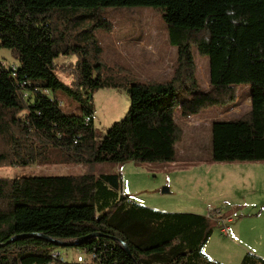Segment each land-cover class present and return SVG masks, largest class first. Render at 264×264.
<instances>
[{"label":"trees","instance_id":"trees-1","mask_svg":"<svg viewBox=\"0 0 264 264\" xmlns=\"http://www.w3.org/2000/svg\"><path fill=\"white\" fill-rule=\"evenodd\" d=\"M101 7L160 8L176 47L167 80L137 82L119 64L102 63L94 30L111 24L104 19L86 24ZM77 9L93 13L67 15ZM192 46L208 56L205 89ZM0 48L16 61L15 70L0 61V168L173 163L184 134L181 121L231 105L241 85L251 88L249 111L211 123L210 162H264V0H0ZM61 56L77 57L66 67L69 83L55 73ZM125 86L126 116L99 137L93 127L94 90ZM56 91L79 103L81 115L65 114ZM217 215L139 206L123 194L115 173L1 178L0 264L50 262L57 247L39 235L74 242L94 233L103 237L73 248L110 243L117 264H220L203 253ZM241 264L264 259L247 254Z\"/></svg>","mask_w":264,"mask_h":264},{"label":"rangeland","instance_id":"rangeland-1","mask_svg":"<svg viewBox=\"0 0 264 264\" xmlns=\"http://www.w3.org/2000/svg\"><path fill=\"white\" fill-rule=\"evenodd\" d=\"M89 9L70 10L67 15H89ZM96 15V12H94ZM97 18L86 20V24H94L104 19L111 24L109 29L97 27L94 35L98 45L102 48V63L107 67L120 65L129 70L135 81L154 79L167 80L173 70L176 60V47L169 41V29L162 19L160 8L154 7H101ZM132 38L129 41L127 38ZM127 39V43H124ZM126 50V51H125ZM192 57L196 63L197 78L202 88L207 87L209 78L208 56L198 55L195 46L191 47ZM75 56H61L57 65L61 66L56 75L65 83L70 82L66 74V67L76 63ZM0 61L6 67L15 65L10 50L0 48ZM62 68H65L64 71ZM251 88L241 85L237 89V98L234 103L225 107H211L203 110V116H193L181 121L186 129L191 128L192 133L176 145L178 160L207 159L211 154V123L217 121H230L239 119L249 111ZM61 110L68 115H81V105L61 91L55 92ZM239 100V101H238ZM130 102L128 87L99 88L92 95L93 127L99 137L116 122L121 121L129 110ZM264 168V162L254 163ZM174 163H136L129 162L115 165L111 162L99 165H31L29 167H3L0 168L1 178H16L29 176H77L86 173L120 174L122 192L131 201L139 206L163 213H188V211H211L220 213L229 203L235 205L254 204L264 206V169L258 173V185L255 192L250 190H232L229 186L209 185L208 179H194L196 172L179 175L181 172L171 173ZM164 188L167 193H162ZM199 196V199H197ZM203 206H202V205ZM204 207V208H203ZM234 209L242 210L241 207ZM202 212V213H203ZM211 237L203 248L211 255L221 257L224 251L221 244V224L211 221ZM74 249L57 247L62 254H68V260L74 256Z\"/></svg>","mask_w":264,"mask_h":264},{"label":"crops","instance_id":"crops-1","mask_svg":"<svg viewBox=\"0 0 264 264\" xmlns=\"http://www.w3.org/2000/svg\"><path fill=\"white\" fill-rule=\"evenodd\" d=\"M127 39L132 40L130 37ZM127 39H124V43H127ZM203 115L207 116L204 113L200 114V116ZM190 133H192V129H186L183 137ZM173 163L174 167L171 173L181 172L179 175H186L189 172H196L192 177L200 182L204 178V185H207L206 179H208L211 187L212 185L217 187L227 185L232 190L246 189L253 193L258 185V173L264 169L254 163H212L210 157L207 159L184 158L182 161L177 158ZM236 206L243 209L236 210L234 209ZM202 212L203 209L202 211H188L190 214L203 216L206 211ZM217 216L220 219L221 244L224 251L221 257L211 255L207 251L204 255L208 259L220 264H241L247 254L264 259V206L242 205L241 203L238 206L235 203H229Z\"/></svg>","mask_w":264,"mask_h":264},{"label":"built area","instance_id":"built-area-1","mask_svg":"<svg viewBox=\"0 0 264 264\" xmlns=\"http://www.w3.org/2000/svg\"><path fill=\"white\" fill-rule=\"evenodd\" d=\"M16 65L11 69L15 70ZM116 248L110 243L97 242L91 247L74 249V256L68 260V254H62L57 250L50 253L51 261L43 264H117Z\"/></svg>","mask_w":264,"mask_h":264},{"label":"water","instance_id":"water-1","mask_svg":"<svg viewBox=\"0 0 264 264\" xmlns=\"http://www.w3.org/2000/svg\"><path fill=\"white\" fill-rule=\"evenodd\" d=\"M167 192H168V189H167V188H164V189L162 190V193H163V194H164V193H167ZM101 237H103L102 234L94 233V234L87 235V236H85V237H83V238H81V239H79V240H75L74 242H60V241H55V240H53V239H50V238H48V237H45V236H43V235H39V238H41V239H43V240H45V241H47V242L52 243V244H53L54 246H56V247H69V248H73L76 244H82V243H84L85 241H87V240H89V239H91V238H101ZM16 238H17V237H14V238L10 239L7 243H9V242H13ZM118 242H119V244L122 246L124 252H125L128 256H130L131 254H130V251H129L127 245H126L125 243H123L122 241H119V240H118ZM4 245H5V244H0V246H4ZM135 264H136V263H135Z\"/></svg>","mask_w":264,"mask_h":264},{"label":"bare ground","instance_id":"bare-ground-1","mask_svg":"<svg viewBox=\"0 0 264 264\" xmlns=\"http://www.w3.org/2000/svg\"><path fill=\"white\" fill-rule=\"evenodd\" d=\"M122 247V246H121Z\"/></svg>","mask_w":264,"mask_h":264}]
</instances>
